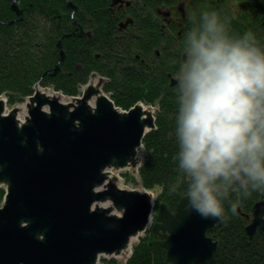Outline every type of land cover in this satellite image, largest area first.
Instances as JSON below:
<instances>
[{
    "label": "water",
    "instance_id": "obj_1",
    "mask_svg": "<svg viewBox=\"0 0 264 264\" xmlns=\"http://www.w3.org/2000/svg\"><path fill=\"white\" fill-rule=\"evenodd\" d=\"M240 6L264 15V0H244ZM63 56L61 51L60 60ZM59 69L57 64L53 73ZM58 95L36 85L25 121L18 106L5 112L0 95V183L6 185L0 264H97L100 254L127 249L131 235L151 221V192L118 186L107 169L141 165L143 139L156 128L154 110L140 102L124 109L93 84L75 101ZM108 200L111 205L100 204ZM221 220L190 209L183 195L175 212L161 204L152 230L163 237L155 242L166 250L168 262L198 264L216 252L218 241L208 231ZM258 230L264 233V199L254 203L245 226L250 240Z\"/></svg>",
    "mask_w": 264,
    "mask_h": 264
},
{
    "label": "clouds",
    "instance_id": "obj_2",
    "mask_svg": "<svg viewBox=\"0 0 264 264\" xmlns=\"http://www.w3.org/2000/svg\"><path fill=\"white\" fill-rule=\"evenodd\" d=\"M199 20L177 77L173 160L182 180L170 190L185 184L187 207L223 219L231 191H264V43L252 30L233 33L214 10ZM230 204L237 214L239 199Z\"/></svg>",
    "mask_w": 264,
    "mask_h": 264
},
{
    "label": "flooded vegetation",
    "instance_id": "obj_3",
    "mask_svg": "<svg viewBox=\"0 0 264 264\" xmlns=\"http://www.w3.org/2000/svg\"><path fill=\"white\" fill-rule=\"evenodd\" d=\"M78 1L83 2V7ZM242 1L244 0H67L63 9H51L43 15L44 20L50 19L51 26L43 27L41 39L56 41L54 46L58 49L57 62L60 64L69 56L71 62H76V67L83 60L91 64L87 81L90 77L99 75L98 85H93L111 96L114 92L106 88L122 93L130 86L142 89L153 83H157L158 88L161 83L176 87L179 69L186 58L185 36L192 28V23L199 24L202 12L214 10L222 18L226 17L234 33L237 28L229 22L232 18L242 27L240 32L252 30L264 43L263 13L254 16L249 10L241 8ZM13 3L22 10V16L13 8ZM10 10L9 18L0 16V25L9 26L25 18L22 0H11ZM189 12L196 16L192 22L188 19ZM81 14L86 20L80 19L78 15ZM61 51H64L62 60ZM72 55L79 60H75ZM56 65L57 63L46 72L47 76L45 74L42 77L44 81L59 78L66 81L61 69L53 73ZM173 82L175 83L171 84ZM233 191H236L239 199L237 214L233 215L231 212V204L228 202L231 200L230 194L224 203V218L229 214L241 217L246 226L251 220L254 203L264 199V191H259L256 196L251 193L248 199L240 196L237 190ZM243 201L250 207H243ZM161 204L156 207L152 224L156 222ZM168 209L175 212V209ZM258 232L261 231L258 230L254 237ZM150 236L154 238V242L163 238L152 229Z\"/></svg>",
    "mask_w": 264,
    "mask_h": 264
},
{
    "label": "trees",
    "instance_id": "obj_4",
    "mask_svg": "<svg viewBox=\"0 0 264 264\" xmlns=\"http://www.w3.org/2000/svg\"><path fill=\"white\" fill-rule=\"evenodd\" d=\"M10 3L11 0H0L1 17L9 18ZM22 3L25 8V18L9 26L0 25V93L7 97L8 104L23 101L27 95L32 94L35 83L43 80L46 71L51 70L56 64L58 60V49L54 46L56 41L41 39L43 27L51 26L50 19L44 20L43 15L51 9H63V6L67 5V0H22ZM77 3L82 7L84 5L81 1ZM78 16L81 20H86L84 15ZM224 19L228 22L226 17ZM249 19L253 20L251 17ZM229 22L237 28L234 33L242 34L240 32L242 27L237 21L231 18ZM198 23H200L199 19ZM72 57L79 60L75 55ZM75 63L71 62L69 56L60 64L66 81H61L59 78L50 82L43 80L42 83L56 84V87L65 93L76 94L79 86L87 82L91 64L83 60L79 62L80 66L76 67ZM159 86L160 88L157 83L151 86L147 84L142 89H133L130 86L122 93L113 88L106 89L114 92L112 97L116 104L123 108H129L140 100L158 106L157 128L150 130L143 139L147 153L139 167V176L145 188L159 190L156 198L157 208L161 202H165L171 210H174L184 195L183 190L186 186L181 183L175 191L170 190L178 179L182 180L173 160L177 150L174 128L179 107L176 87L165 83ZM127 178L136 181L135 178L128 176ZM5 193V187L0 186V203ZM257 193L259 191H253L252 195L256 196ZM236 196V191H233L230 201L236 202ZM248 198L249 196L245 199ZM242 206L250 207L249 204L245 205V201L242 202ZM233 215L229 214L208 231V234L218 241V247L211 258L198 264H264V234L258 232L256 237L250 240L245 233L243 219ZM153 239L151 236L145 237L136 245L126 264H172L166 260V250L163 247L150 243ZM105 264L111 263L106 261Z\"/></svg>",
    "mask_w": 264,
    "mask_h": 264
},
{
    "label": "rangeland",
    "instance_id": "obj_5",
    "mask_svg": "<svg viewBox=\"0 0 264 264\" xmlns=\"http://www.w3.org/2000/svg\"><path fill=\"white\" fill-rule=\"evenodd\" d=\"M57 64H60L59 61L56 62ZM98 80H99V75H96V76H92L89 78V81L85 82V83H82L80 86H79V89H78V92L76 94H67L65 93L63 90L61 89H58L56 87V84H46L44 85L42 83L43 80L39 81V82H36L35 83V86H34V89L37 85V87L42 91V92H45L47 94H53L55 92L59 93L61 96H62V101L64 102H70V101H75L77 96H81L83 91L88 87V85L90 84H94L95 86L98 85ZM100 92H103L101 89L102 88H98ZM105 94L108 95V93L106 92H103ZM5 99H7L5 97L4 94L0 93ZM30 97L31 95H27L23 101H18L17 103H14V104H8L7 103V106H6V112H10L9 110H12L14 107L18 106L19 107V116L22 118V121H25V117L28 115V103L30 102ZM92 101H94V99H92ZM144 101V100H143ZM144 103L148 106L149 109H153L154 111L156 110L154 105L153 104H150L149 102H146L144 101ZM147 153V150L144 148V146L140 147L139 149V152H138V155H139V160H140V163L141 164L145 158V155ZM107 172H108V176L110 179H114L117 183L118 186L122 187V188H125V189H128V190H139V191H144V190H149L151 192V195H152V200L154 202L153 204V208H152V212L150 214V218H151V221L148 222L145 230H143L140 234V236H138V240L136 242H134L132 244V247L129 249H127V251L125 252V254H123L122 256H115V255H110V254H100V257H99V262L97 264H105L106 261H110L111 264H126L128 259H130L132 253H133V250H134V247L136 245H138L139 243H141L145 237H149L150 234H151V229L153 227V224H152V221H153V217H154V214H155V211H156V198H157V194H158V191L156 188L155 189H148V188H145L141 182H140V177H139V167H136V165H132V164H129L127 165L126 167H117V166H111L107 169ZM127 176L129 178H135L136 181H132V180H128ZM0 186H3L6 188V185H4V183H0ZM233 191H231L232 193ZM230 193V194H231ZM101 205L103 206H109L111 205V202L108 200V201H102L100 203ZM115 213L117 214H121V211L117 210L116 208H114L113 210ZM150 243H154L153 240H150ZM113 261V262H111Z\"/></svg>",
    "mask_w": 264,
    "mask_h": 264
},
{
    "label": "bare ground",
    "instance_id": "obj_6",
    "mask_svg": "<svg viewBox=\"0 0 264 264\" xmlns=\"http://www.w3.org/2000/svg\"><path fill=\"white\" fill-rule=\"evenodd\" d=\"M53 94H57V93H53ZM58 96H60V95H58ZM60 98L62 99V96H60ZM93 101H91V103H92ZM144 108H148V107H145V106H143ZM46 109H48V107H45ZM18 117H19V119H22L20 116H19V114H18ZM150 192V191H149ZM140 234H141V232H139L138 234H136V235H131V238H130V243H129V246H128V248L130 249L131 247H132V244L134 243V242H136L137 240H138V236H140ZM127 248V249H128ZM127 249H122V251L120 252V253H116V251H114L115 253L114 254H112V255H115V256H122L123 254H125V252L127 251ZM103 254V253H102Z\"/></svg>",
    "mask_w": 264,
    "mask_h": 264
}]
</instances>
